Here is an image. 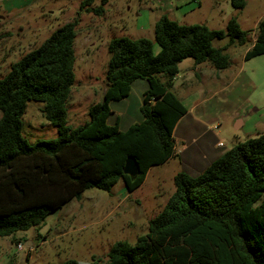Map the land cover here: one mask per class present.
<instances>
[{
    "label": "trees",
    "instance_id": "obj_1",
    "mask_svg": "<svg viewBox=\"0 0 264 264\" xmlns=\"http://www.w3.org/2000/svg\"><path fill=\"white\" fill-rule=\"evenodd\" d=\"M92 2L84 0L83 6ZM232 3L238 9L246 5L245 0ZM95 11L101 14L104 7ZM76 26V21L63 24L0 76V237L42 224L89 188L110 191L120 179L129 192L141 186L152 166L175 154L174 128L188 111L172 90L180 63L192 58L196 65L209 62L225 69L229 47L248 40L235 17L225 30H216L182 24L166 14L155 23L158 53L148 38H112L104 99L89 108V121L73 128L67 105L76 80ZM226 37L228 44L215 45ZM260 55L264 19L246 59ZM137 80L148 82L143 118L122 130L111 104L128 98ZM30 100L44 103L42 112L57 127V137L31 143L23 135ZM128 156L141 167L136 178L123 173ZM174 185L146 234L134 244L115 243L107 260L94 257L92 264H264V131L235 144L200 172L177 173Z\"/></svg>",
    "mask_w": 264,
    "mask_h": 264
},
{
    "label": "rangeland",
    "instance_id": "obj_2",
    "mask_svg": "<svg viewBox=\"0 0 264 264\" xmlns=\"http://www.w3.org/2000/svg\"><path fill=\"white\" fill-rule=\"evenodd\" d=\"M83 2L0 0V76L63 24L76 21V80L67 105L68 124L75 128L89 121V108L104 99L108 85V44L112 38H148L158 53L155 23L162 14L182 24H205L216 30H225L228 21L235 17L248 40L244 45H231L228 51L232 71L241 66L246 75L234 85L235 89L232 86L226 97L228 102L220 98L209 104L214 108L217 105L221 112L225 108L238 107L240 114L248 119L241 129H235L231 116L219 127V139L225 143V149L264 131V55L244 59L245 50L256 37L258 23L264 19V0H245V7L240 9L232 0H93L90 6H83ZM100 6L104 7L101 14L95 11ZM229 41L226 37L216 40L215 45L224 46ZM188 61L193 59L186 58L180 64V75L187 72ZM247 77L252 82L250 89L242 86ZM193 85L187 97H181L186 106L194 105L200 100L201 92L210 90V80L203 74L193 80ZM146 86L145 80L135 81L130 96L116 102V106L112 104V108L117 107L123 113L122 130L142 117L140 106ZM43 106L40 101H28L22 118L23 135L31 143L58 136L57 127L44 116ZM252 106L261 109L250 115L248 110ZM181 171L180 158L174 157L169 162L152 166L146 182L132 192L128 191L123 179L110 191L95 187L85 190L80 199L74 198L54 210L42 224L13 236L0 237V264H63L71 259L77 264H92L94 257L107 260L115 243L134 244L139 236L148 232L149 221L174 193V176ZM28 241L33 245H26ZM19 243L25 246L24 250L19 249Z\"/></svg>",
    "mask_w": 264,
    "mask_h": 264
},
{
    "label": "crops",
    "instance_id": "obj_3",
    "mask_svg": "<svg viewBox=\"0 0 264 264\" xmlns=\"http://www.w3.org/2000/svg\"><path fill=\"white\" fill-rule=\"evenodd\" d=\"M255 40L256 37L253 41H250V46L245 50V56L243 53L245 60H250L246 59V53L253 46ZM186 69L187 72L184 75H180L179 72L175 76L172 86V90L185 106L186 104L181 97H187V93L194 89L195 85H193V80L196 79V77L199 78L200 74H203L204 77L210 80V90L201 92L202 96L200 100H197L194 105L186 106L188 110L187 113L177 121L174 128L175 154L166 162H169L174 157L180 158L183 171L200 172L211 162L220 157L226 150L230 149H225V143H223V140L219 139V127L227 122L230 116L233 119L235 129H241L246 126L248 119L245 115L240 114V108L232 106L229 109H223L221 112L217 109V105L214 108L212 104H209L213 100L220 101V98H222L223 101L228 102L229 99L226 97H229L232 86L234 87L236 83H239L246 74L243 75L244 70L241 66L236 69L235 72L232 71L231 55L230 65L222 70L216 69L209 62L196 65L194 60L188 61ZM244 79L245 82L242 86L249 87L250 89L252 84L251 79L249 77ZM147 88L148 86L144 88V92ZM113 103L115 105L116 102ZM121 108H123V106H121ZM260 109L261 108L258 106H252L248 110V113L250 111V115H252ZM112 110L114 112L112 117H114V119L117 117L120 119L121 127L123 113H120V110L117 109V107H113ZM142 118L143 117H139V121L142 120ZM131 124L133 123H130L128 127ZM219 143H222L223 145L220 146ZM149 172L150 169L146 174L143 184L146 182ZM26 245L32 246L33 243L28 241L26 242Z\"/></svg>",
    "mask_w": 264,
    "mask_h": 264
},
{
    "label": "water",
    "instance_id": "obj_4",
    "mask_svg": "<svg viewBox=\"0 0 264 264\" xmlns=\"http://www.w3.org/2000/svg\"><path fill=\"white\" fill-rule=\"evenodd\" d=\"M141 172V167L134 156H128L125 161L123 173L136 178Z\"/></svg>",
    "mask_w": 264,
    "mask_h": 264
},
{
    "label": "built area",
    "instance_id": "obj_5",
    "mask_svg": "<svg viewBox=\"0 0 264 264\" xmlns=\"http://www.w3.org/2000/svg\"><path fill=\"white\" fill-rule=\"evenodd\" d=\"M219 145L222 146L223 144L219 143ZM18 247H19L20 250H24L25 249V246L22 243H19Z\"/></svg>",
    "mask_w": 264,
    "mask_h": 264
}]
</instances>
